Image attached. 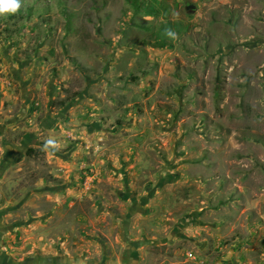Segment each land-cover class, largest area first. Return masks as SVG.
Segmentation results:
<instances>
[{
	"label": "rangeland",
	"instance_id": "374dc122",
	"mask_svg": "<svg viewBox=\"0 0 264 264\" xmlns=\"http://www.w3.org/2000/svg\"><path fill=\"white\" fill-rule=\"evenodd\" d=\"M21 6L0 15V264H264V0Z\"/></svg>",
	"mask_w": 264,
	"mask_h": 264
},
{
	"label": "clouds",
	"instance_id": "9594fccd",
	"mask_svg": "<svg viewBox=\"0 0 264 264\" xmlns=\"http://www.w3.org/2000/svg\"><path fill=\"white\" fill-rule=\"evenodd\" d=\"M21 7V0H0V15L15 14ZM166 35L172 39H176V33L170 29L165 30ZM58 148L57 142L54 139H47L41 150L50 153Z\"/></svg>",
	"mask_w": 264,
	"mask_h": 264
},
{
	"label": "built area",
	"instance_id": "2783aa9c",
	"mask_svg": "<svg viewBox=\"0 0 264 264\" xmlns=\"http://www.w3.org/2000/svg\"><path fill=\"white\" fill-rule=\"evenodd\" d=\"M186 255H187V258H191L192 257V254L189 252V253H186Z\"/></svg>",
	"mask_w": 264,
	"mask_h": 264
},
{
	"label": "water",
	"instance_id": "95a60500",
	"mask_svg": "<svg viewBox=\"0 0 264 264\" xmlns=\"http://www.w3.org/2000/svg\"><path fill=\"white\" fill-rule=\"evenodd\" d=\"M187 8H188V9H192V8H193V6H188Z\"/></svg>",
	"mask_w": 264,
	"mask_h": 264
},
{
	"label": "trees",
	"instance_id": "16d2710c",
	"mask_svg": "<svg viewBox=\"0 0 264 264\" xmlns=\"http://www.w3.org/2000/svg\"><path fill=\"white\" fill-rule=\"evenodd\" d=\"M22 9V6L20 7L19 11ZM28 10V8H26ZM30 10V9H29Z\"/></svg>",
	"mask_w": 264,
	"mask_h": 264
}]
</instances>
